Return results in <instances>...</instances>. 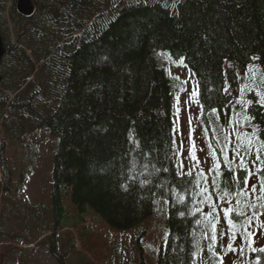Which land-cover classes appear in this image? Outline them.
<instances>
[{
	"label": "trees",
	"instance_id": "16d2710c",
	"mask_svg": "<svg viewBox=\"0 0 264 264\" xmlns=\"http://www.w3.org/2000/svg\"><path fill=\"white\" fill-rule=\"evenodd\" d=\"M33 1L35 13L23 17L17 0H0V116L7 114L11 141L28 128L26 120L59 137L55 222L64 218L67 190L80 210L89 206L118 230L149 217L156 199H169L170 235L158 264H215L213 254L197 252L196 186L172 159L170 85L157 55L184 59L197 78L204 114L218 110L264 136L257 95H264V0ZM255 68L257 78L250 80ZM16 117L25 121L17 131ZM210 138L219 151L215 135ZM3 178L7 192L11 174ZM232 186L243 184L232 180ZM175 196L184 200L174 202ZM249 257L264 264V251Z\"/></svg>",
	"mask_w": 264,
	"mask_h": 264
},
{
	"label": "rangeland",
	"instance_id": "374dc122",
	"mask_svg": "<svg viewBox=\"0 0 264 264\" xmlns=\"http://www.w3.org/2000/svg\"><path fill=\"white\" fill-rule=\"evenodd\" d=\"M11 6L12 2L7 5V19ZM9 35L14 43L10 21ZM157 67L165 72L170 85L172 159L178 173L191 177L194 186L199 174L204 173L208 191L215 200V173L210 170L220 173L216 182L223 187L232 185L233 177L226 175L229 168L236 174L247 169L252 173L249 188L255 185L259 191V172L264 168L261 129H244L243 122L223 117L224 113L218 110L204 114L197 78L184 59H175L169 52H159ZM257 70L251 72L250 80L257 78ZM7 120L6 113L0 116V264H158L162 246L170 235L169 199H156L149 217L129 230H118L89 206L80 210L73 204L71 192L67 190L62 192L64 218L56 223L53 172L59 137L45 127L34 129L30 120H26L28 128L18 130L25 121L16 117L12 124L18 131L11 141L12 137L4 131ZM210 134L216 137L219 153ZM249 134L251 147L247 144ZM3 142H6L4 147ZM2 148L5 151L3 157ZM241 159L244 166H241ZM5 172L11 174L7 192L3 181ZM203 187L205 184L201 180ZM195 189L191 198L193 213L200 226L196 241L200 256L205 258L213 254L215 264H257L259 260L256 257L250 260L249 255L264 249V208L259 207L264 204V199L258 200L253 194L249 202L257 205L258 215L248 224L245 217H237L234 212L232 219L239 223L235 229H230L224 212L219 211L217 216L200 194V189ZM229 199L233 206L241 207L236 205L234 195ZM240 199L243 201L244 197ZM183 200L184 197H174V202ZM228 206L217 202L218 209ZM245 211L251 215L253 209L246 208ZM205 213H212V217H206ZM209 219L216 226L215 241L208 238L213 235Z\"/></svg>",
	"mask_w": 264,
	"mask_h": 264
},
{
	"label": "snow or ice",
	"instance_id": "6c2138e0",
	"mask_svg": "<svg viewBox=\"0 0 264 264\" xmlns=\"http://www.w3.org/2000/svg\"><path fill=\"white\" fill-rule=\"evenodd\" d=\"M257 95L260 97L258 102L262 107H264V95H261L259 93H257ZM248 103H251V101H249ZM245 119L250 120L251 117H245ZM247 144L249 147L252 146L251 134L248 135ZM236 154L238 155V153ZM257 159H259V149H257ZM240 163L241 166H244L245 164L243 159H241ZM228 170L231 171L230 168ZM210 171H213L215 173L213 176V188L217 193L215 200H213L212 198V192L208 191L206 175L201 172L196 180V187L200 189V194L204 196V199L209 202V207L216 212L217 216L219 215V211L224 212V215L227 218V223L230 229H235L237 227V224L239 223L238 221H234L232 219V214L234 212L237 217H245L246 218L245 222L250 224L252 217L258 215V211H257V205L251 204L249 201L253 194L256 195L258 200L264 199V178H261L259 181V191H258L255 185L249 188L248 181L252 175L251 170L246 169L247 175H245L242 178L238 176L236 173H233V181L236 184H239L241 182L243 184V187H236L235 190L233 191V186L231 184L222 187L220 184L216 182L217 177L220 175V173L217 170L213 169ZM188 174L191 175V172H189ZM201 180H203L205 184V187L203 188H201ZM233 195L237 198L236 205H241V207L237 208L233 206V201L229 199V197ZM240 197H244V200L241 201ZM217 202L221 204H227L229 206L223 209H218ZM259 207L264 208V204L260 205ZM246 208L253 209L251 215H249L248 212L245 211ZM205 216L212 217V213H205ZM209 223L212 226L213 235H211L208 238L215 241L216 236L214 235V233L216 230V226L215 223L212 222V219H209ZM229 248L231 249V245H229ZM260 251H264V249H261ZM257 264H259V262H257Z\"/></svg>",
	"mask_w": 264,
	"mask_h": 264
},
{
	"label": "water",
	"instance_id": "95a60500",
	"mask_svg": "<svg viewBox=\"0 0 264 264\" xmlns=\"http://www.w3.org/2000/svg\"><path fill=\"white\" fill-rule=\"evenodd\" d=\"M17 10L20 15L24 17H31L35 12L33 0H18ZM3 54H4V49H3V44H2L1 37H0V61L3 57Z\"/></svg>",
	"mask_w": 264,
	"mask_h": 264
}]
</instances>
